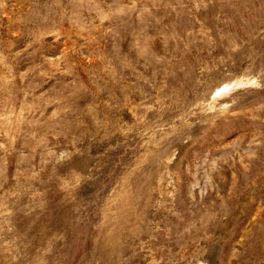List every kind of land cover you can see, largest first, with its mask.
Returning a JSON list of instances; mask_svg holds the SVG:
<instances>
[{"label": "rangeland", "instance_id": "rangeland-1", "mask_svg": "<svg viewBox=\"0 0 264 264\" xmlns=\"http://www.w3.org/2000/svg\"><path fill=\"white\" fill-rule=\"evenodd\" d=\"M0 264H264V0H0Z\"/></svg>", "mask_w": 264, "mask_h": 264}, {"label": "bare ground", "instance_id": "bare-ground-1", "mask_svg": "<svg viewBox=\"0 0 264 264\" xmlns=\"http://www.w3.org/2000/svg\"><path fill=\"white\" fill-rule=\"evenodd\" d=\"M224 91V90H223Z\"/></svg>", "mask_w": 264, "mask_h": 264}]
</instances>
